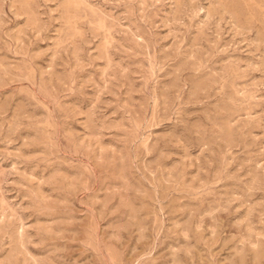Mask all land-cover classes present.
Wrapping results in <instances>:
<instances>
[{
  "label": "rangeland",
  "instance_id": "374dc122",
  "mask_svg": "<svg viewBox=\"0 0 264 264\" xmlns=\"http://www.w3.org/2000/svg\"><path fill=\"white\" fill-rule=\"evenodd\" d=\"M0 264H264V0H0Z\"/></svg>",
  "mask_w": 264,
  "mask_h": 264
}]
</instances>
